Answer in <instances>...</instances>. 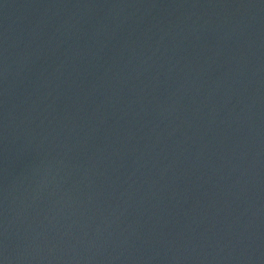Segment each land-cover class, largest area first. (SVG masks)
Segmentation results:
<instances>
[{
    "label": "water",
    "instance_id": "95a60500",
    "mask_svg": "<svg viewBox=\"0 0 264 264\" xmlns=\"http://www.w3.org/2000/svg\"><path fill=\"white\" fill-rule=\"evenodd\" d=\"M0 264H264V0H0Z\"/></svg>",
    "mask_w": 264,
    "mask_h": 264
}]
</instances>
